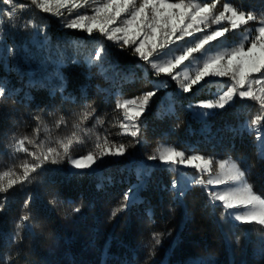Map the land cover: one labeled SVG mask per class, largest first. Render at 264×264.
I'll list each match as a JSON object with an SVG mask.
<instances>
[{"label": "trees", "instance_id": "trees-1", "mask_svg": "<svg viewBox=\"0 0 264 264\" xmlns=\"http://www.w3.org/2000/svg\"><path fill=\"white\" fill-rule=\"evenodd\" d=\"M224 2L219 0L217 11L222 10ZM230 2L264 10V0ZM20 4L29 7L17 20L0 15V83L7 89L0 98V171L24 159L31 160L27 154L15 152L14 145L25 136L33 138L38 125V141L51 146L73 131L79 133L80 128L92 129L85 143L73 147V157L94 150L96 134L124 143L127 151L124 156H106L102 164L98 161L99 166L91 169H74L67 160L48 162L33 174L31 183L17 184L7 193H0V262L264 264V230L259 225L222 217L221 208H213L201 186L192 187L182 199L178 198L171 182L180 180L183 184L184 177L159 160L147 159L157 145H172L186 155L212 158L214 170L220 161L231 157L246 170V180L254 192L264 198L261 141L255 132L244 128L258 113L257 103L237 97L224 109H201L197 105L213 99L218 88L230 83L228 77H207L185 93L170 77L155 76L151 66L134 54V45L121 47L113 41H106L109 63L102 74L84 60L86 51L94 47L91 42L103 39L98 33L90 37L85 31L67 28V13L56 16L44 13L30 0H15L16 6ZM9 7L0 0V12ZM91 7L94 5L79 11L91 14ZM29 19L40 26L39 34L22 26ZM255 26L250 22L249 27ZM239 36V31L229 32L225 43L237 42ZM77 44L82 46L79 53ZM160 80H166L168 86L157 92L142 114L141 135H118L121 130L116 125L122 119V110L116 109L117 102L151 91ZM169 104H174L176 116L165 115ZM88 106L95 108V113L75 128L78 115ZM200 112L212 115L201 116ZM97 117L103 125L96 123ZM61 118L64 123L57 127ZM25 146L33 150L27 143ZM175 167L188 178L196 174L191 167ZM16 172L21 173V169L16 168ZM141 172L148 175L141 177L144 183L138 199L112 217L111 211L124 191L140 183L137 175ZM213 187L224 188L219 185L209 189ZM29 199L25 211L31 212L27 222L31 227L21 229L20 238L13 243L16 222ZM76 207L81 208L79 213L72 211ZM153 232L162 234L161 244L155 246L149 258L145 245L154 244Z\"/></svg>", "mask_w": 264, "mask_h": 264}, {"label": "snow or ice", "instance_id": "snow-or-ice-1", "mask_svg": "<svg viewBox=\"0 0 264 264\" xmlns=\"http://www.w3.org/2000/svg\"><path fill=\"white\" fill-rule=\"evenodd\" d=\"M4 2L10 7L0 12V15L8 17L9 21L20 18L29 7L25 4L16 6L15 0ZM218 3L219 0H30L31 5L44 13L56 16L67 13V28L85 31L90 37L95 32L103 38L92 41L94 47L84 55L85 63L99 68L102 74L109 63L106 41H113L121 47L134 45V54L151 66L155 76L163 74L170 77L185 93L192 91L207 77H228L230 83L218 88L213 99L200 102L197 106L201 109H224L232 106L237 97L255 101L259 111L245 123L244 128L256 133L257 139L261 141L260 154L264 157V10L233 5L230 0H225L222 10L217 11ZM91 5H94L90 9L91 14L79 11ZM250 22H255L257 26L249 27ZM213 25L218 27L213 28ZM22 26L33 28L37 34L41 30L34 19L27 20ZM235 31L240 32L239 40L225 43L226 34ZM75 47L79 53L82 46L77 44ZM167 86L166 80H160L153 84L151 91L118 101L116 109L122 110V119L116 125L121 130L118 135L138 138L143 124L142 114L157 92ZM6 92V86L0 83V98ZM89 108L91 106L78 115L75 128H79L95 113V108H91V111ZM165 115H177L174 104L167 106ZM199 115L209 116L212 113L200 112ZM35 119L39 121L40 117ZM61 123H64L63 118L57 122V127ZM96 123L103 125L104 121L97 117ZM44 130L47 131L46 128ZM40 131L38 125L33 130V138L25 136L14 145L15 152L25 153L31 160L24 159L22 163L0 171V193H7L17 184L31 183L35 179L33 174L38 173L48 162L56 164L67 160L74 169H91L94 165L99 166L98 161L102 164L104 157L124 156L127 151L124 143L117 144L110 141L108 135L101 137L96 134L94 150L73 157V147L85 143V137L89 136L92 129L80 128L79 133L73 131L70 136L57 139L56 146L47 145L43 140L38 141ZM136 142L139 143V140ZM26 143L33 150L26 147ZM147 159L159 160L184 177L183 184L180 180L171 182V190L178 198L182 199L192 187L201 186L213 208H221L222 217L241 224H256L264 230V198L254 192L253 186L246 180V170L231 157L220 161L214 170L215 162L212 158L200 154L186 155L172 145H157ZM176 165L191 167L196 170V174L188 178L179 172ZM16 168L21 169V173H17ZM81 174L73 173L77 176ZM144 175L148 173H138L140 183L124 191L118 206L111 211L112 217L136 202L144 183L141 177ZM205 176L208 178L205 179ZM219 185L224 188L209 189V186ZM30 202V199L24 202L22 214L16 222L17 231L12 237L13 243L20 238L21 229L31 227L27 223L32 218L31 212L25 211ZM52 202H56L55 197ZM72 211L79 213L81 208L76 207ZM148 214L151 216L150 210ZM161 235L153 232L151 240L154 244L151 247L145 245L149 248V258L154 254L155 246L161 244ZM0 264H7V260Z\"/></svg>", "mask_w": 264, "mask_h": 264}]
</instances>
